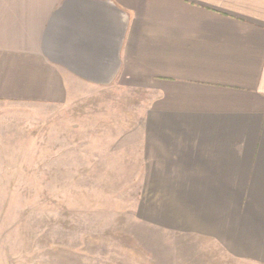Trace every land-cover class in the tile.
<instances>
[{
  "label": "crops",
  "instance_id": "0c3cea01",
  "mask_svg": "<svg viewBox=\"0 0 264 264\" xmlns=\"http://www.w3.org/2000/svg\"><path fill=\"white\" fill-rule=\"evenodd\" d=\"M115 82L147 95L137 229L60 262L264 264V0H0V102Z\"/></svg>",
  "mask_w": 264,
  "mask_h": 264
},
{
  "label": "rangeland",
  "instance_id": "374dc122",
  "mask_svg": "<svg viewBox=\"0 0 264 264\" xmlns=\"http://www.w3.org/2000/svg\"><path fill=\"white\" fill-rule=\"evenodd\" d=\"M146 100L115 82L63 106L0 102V264L129 247L139 178L128 138Z\"/></svg>",
  "mask_w": 264,
  "mask_h": 264
}]
</instances>
